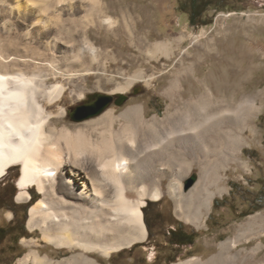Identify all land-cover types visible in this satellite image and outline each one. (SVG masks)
I'll list each match as a JSON object with an SVG mask.
<instances>
[{"label": "rangeland", "instance_id": "rangeland-1", "mask_svg": "<svg viewBox=\"0 0 264 264\" xmlns=\"http://www.w3.org/2000/svg\"><path fill=\"white\" fill-rule=\"evenodd\" d=\"M208 1L200 16L195 9L190 22V0H0V71L33 76L41 91L61 87L52 100L39 97L42 104L48 102L49 123L56 128H87L109 107L120 114L141 105L146 119L159 118L171 103L169 92L180 91L185 97L192 90L203 92L206 78L216 93L226 87L228 93H237V99L256 96L262 104L253 117L256 132L246 134L238 161L220 170L223 178L210 185L215 195L201 226L180 216L168 186L170 179L164 178L158 184L161 198L146 197L141 207L150 226L146 238L108 257L98 251L85 252L99 264L206 261L218 255L222 241L235 238L249 226L253 229L252 235H246L249 240L243 238L223 250L225 262L230 253H237L236 264L264 262V0ZM31 9L41 10V24L33 23ZM158 42L172 53L151 56L148 49ZM135 71L141 72L142 79L119 92L118 87ZM97 93L109 94L112 100L100 113L72 120L70 112L93 101ZM120 96L124 98L116 104ZM121 124L122 120L115 128ZM181 161L175 155L172 174L185 168ZM18 175L19 167L11 166L0 177V227L5 229L0 264H18L30 251L54 261L84 252L45 240V225L40 221L29 227V207L40 192L33 185L29 198L17 199ZM192 175L196 180L184 190ZM200 176V168L193 165L180 190H189ZM178 226L189 235L187 243H178L175 237L171 240L170 233Z\"/></svg>", "mask_w": 264, "mask_h": 264}, {"label": "bare ground", "instance_id": "bare-ground-1", "mask_svg": "<svg viewBox=\"0 0 264 264\" xmlns=\"http://www.w3.org/2000/svg\"><path fill=\"white\" fill-rule=\"evenodd\" d=\"M31 15L34 24H41L40 9H31ZM148 53L169 56L172 51L158 42ZM142 77L135 71L118 91ZM34 78L0 71V177L11 166H18L17 199L29 198L33 185L40 192L29 207V227L40 221L45 225V240L84 252L54 261L30 251L18 264H99L85 252L98 251L108 257L144 240L147 227L141 207L146 197L161 198L158 184L164 178L170 179L168 186L180 216L201 226L215 195L210 185L223 178L220 170L238 161L246 134L256 132L253 117L262 110L258 97L237 99V93H228L226 87L216 93L206 78L203 92L192 90L187 97L180 91L169 92L171 103L159 118L146 119L141 105L120 114L109 107L88 122L87 128H56L49 123L48 102L42 104L39 97L52 100L61 87L53 85L41 91ZM120 120L122 124L115 128ZM175 155L185 168L172 174ZM193 165L200 168V180L181 191ZM252 230L249 226L235 238L222 241L218 255L206 261L191 258L172 264H236L237 253H230L226 263L223 250L243 238L249 240L246 235H252Z\"/></svg>", "mask_w": 264, "mask_h": 264}, {"label": "water", "instance_id": "water-1", "mask_svg": "<svg viewBox=\"0 0 264 264\" xmlns=\"http://www.w3.org/2000/svg\"><path fill=\"white\" fill-rule=\"evenodd\" d=\"M93 101L76 106L71 112L70 117L74 121H79L84 118L96 115L100 113L112 100V96L109 94L97 93L94 96ZM124 97L120 96L115 100V103L118 104L122 101ZM196 176L192 175L187 182H185L184 190H186L190 185L194 183Z\"/></svg>", "mask_w": 264, "mask_h": 264}, {"label": "trees", "instance_id": "trees-1", "mask_svg": "<svg viewBox=\"0 0 264 264\" xmlns=\"http://www.w3.org/2000/svg\"><path fill=\"white\" fill-rule=\"evenodd\" d=\"M210 4V2L208 0H190V15H189V21L192 22L193 19H194V12H195V9L198 8V16L201 15V13L207 8V6ZM213 204L214 206L217 205V201L216 199L213 201ZM144 222L146 224V227L147 229H149V224L146 220V218H144ZM5 229L1 228L0 227V239H2L5 235ZM178 230V229H176ZM176 230H173L171 231L170 233V238L171 240L174 239V235H175V232ZM178 243H181V244H184L186 242H178Z\"/></svg>", "mask_w": 264, "mask_h": 264}, {"label": "flooded vegetation", "instance_id": "flooded-vegetation-1", "mask_svg": "<svg viewBox=\"0 0 264 264\" xmlns=\"http://www.w3.org/2000/svg\"><path fill=\"white\" fill-rule=\"evenodd\" d=\"M176 229H178V230H176ZM176 229H174V230H176L175 235H174L175 239H177L180 242H186L187 243L188 242L187 236H189V235L187 233H185L184 231H181L179 226Z\"/></svg>", "mask_w": 264, "mask_h": 264}]
</instances>
